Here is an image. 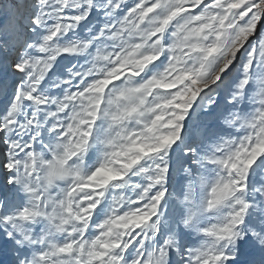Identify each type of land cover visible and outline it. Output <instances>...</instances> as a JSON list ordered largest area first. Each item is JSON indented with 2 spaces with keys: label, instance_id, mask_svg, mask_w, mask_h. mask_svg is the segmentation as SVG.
Instances as JSON below:
<instances>
[{
  "label": "snow or ice",
  "instance_id": "6c2138e0",
  "mask_svg": "<svg viewBox=\"0 0 264 264\" xmlns=\"http://www.w3.org/2000/svg\"><path fill=\"white\" fill-rule=\"evenodd\" d=\"M0 178L11 264H264V0L0 2Z\"/></svg>",
  "mask_w": 264,
  "mask_h": 264
},
{
  "label": "rangeland",
  "instance_id": "374dc122",
  "mask_svg": "<svg viewBox=\"0 0 264 264\" xmlns=\"http://www.w3.org/2000/svg\"><path fill=\"white\" fill-rule=\"evenodd\" d=\"M3 2V0H0ZM67 62V61H65ZM0 183H2V178H0ZM248 258L247 249L242 248L241 261H244ZM12 254L9 251V248L5 244H0V264H11Z\"/></svg>",
  "mask_w": 264,
  "mask_h": 264
}]
</instances>
